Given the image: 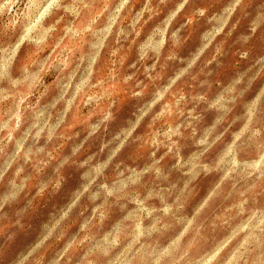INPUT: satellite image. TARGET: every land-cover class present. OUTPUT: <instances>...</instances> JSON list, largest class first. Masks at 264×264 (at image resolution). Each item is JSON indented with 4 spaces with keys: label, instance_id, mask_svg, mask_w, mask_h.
I'll use <instances>...</instances> for the list:
<instances>
[{
    "label": "clouds",
    "instance_id": "1",
    "mask_svg": "<svg viewBox=\"0 0 264 264\" xmlns=\"http://www.w3.org/2000/svg\"><path fill=\"white\" fill-rule=\"evenodd\" d=\"M0 264H264V0H0Z\"/></svg>",
    "mask_w": 264,
    "mask_h": 264
}]
</instances>
